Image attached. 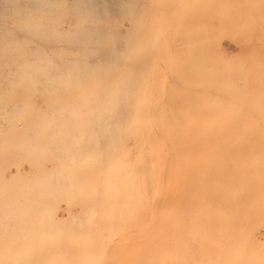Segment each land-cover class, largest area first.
I'll return each instance as SVG.
<instances>
[{"label": "rangeland", "instance_id": "1", "mask_svg": "<svg viewBox=\"0 0 264 264\" xmlns=\"http://www.w3.org/2000/svg\"><path fill=\"white\" fill-rule=\"evenodd\" d=\"M18 14L22 15L21 18L17 17ZM24 22L26 32L25 30L22 32L23 29L12 30V28H17L18 23L22 25ZM93 25H96L97 28ZM89 35L92 36V41L89 40L91 45L87 44L86 47L90 52L110 54L118 61L119 72L122 73V77L120 78V75L119 78L121 80L123 78L122 83L120 81L121 92L126 94V100H124V97L121 99L124 101L123 105L130 100H136L137 123L140 131L161 136L163 134L170 135L167 141L169 149L166 160L169 264H264V131H242V133L236 130L221 131L218 129V127L224 125L226 119L227 122H231V116H235L231 113V107L227 106L232 104L233 107L234 104L241 103L239 95L245 96L244 99L249 102L261 99V101H264V88H262L264 86V0H0V51L2 54L6 50L3 46L11 45L8 43L13 42L15 38L19 39L21 43L23 40L25 41L23 42L26 43L25 52L35 54L49 51L56 43L58 45L60 37H74L73 40L78 38L83 40ZM62 44L61 42L59 45L63 47L64 44ZM9 52L19 53L22 50L11 49ZM107 60L109 62L110 59ZM184 60L187 62L185 63ZM229 69L230 71H228ZM201 80L207 82L205 86L203 85L204 82L201 84ZM212 88L214 89L212 90ZM194 89H196V92ZM231 95L235 96L231 98ZM235 97L238 98L236 99L238 102ZM151 105H154L155 108L153 109ZM227 109H229V112ZM124 111L123 109L120 122H124ZM211 111L213 112L211 113ZM225 111L228 114L231 113V116L230 114L227 116L228 114L226 115ZM204 113L206 115L203 116ZM209 114H212L213 118ZM189 115L193 116V119L198 116L203 118L198 117L200 120L193 121ZM247 115L252 114L243 113L242 116ZM79 118L72 119L74 121L76 119L74 123L78 122L77 124L83 121V123L81 122L82 126L84 123H89V127L86 125L88 129L87 127H85L86 129L81 127V124H76V127L75 124L73 125L72 119L67 121V118H62L64 122L58 119L61 120L60 123L64 127L67 126L65 128L58 125L37 128L38 133L37 129H33L34 126L28 128L30 135H32L31 130H36L37 134H34L37 138L39 136L42 139L45 137L40 142H46L47 144L49 138L50 140L56 137H58L56 139H59L63 129L68 128L70 131L68 129L66 131H69V135L67 134L68 131L64 130L66 132L64 133L69 136H65L69 142L64 139V144L70 150L71 147L72 150L86 147L89 152L94 149L90 153H95L92 154V159H95L93 163L98 174H96L97 178L95 179L96 190L94 188L93 192L102 195L96 196V199L94 195L92 199L90 198L91 202L94 201L93 199L101 201L100 206L97 203L99 209L101 207L100 213L94 214L96 218L91 219L94 226L90 227H93L96 233H99L101 229V235L97 234L101 243L96 244L97 240L96 243H90L93 250H89L92 253L88 249H86L87 251L78 249L76 244V246L72 244L70 250H67L66 259L68 260L67 257L73 253L70 261L73 259L75 263L81 261V255H86V259L88 261L90 259L89 264H134V243L137 234L134 231L132 148L127 147V144L122 141L121 136L117 134L113 127L99 126V123L112 122L109 119H107L108 121L88 119V122L87 119L84 120V117H81L82 120ZM181 118L185 122L184 124L187 125L185 128L182 124L185 130L180 126L182 123ZM203 119L214 122V127L220 132L214 130V128L211 129L214 131H203V133L199 131L200 129L196 130L200 124L204 123ZM44 120L40 122L44 121L52 124L51 122L54 121ZM170 120H173V122ZM4 122L2 124H5ZM25 122L32 124L37 121L33 122L32 120V123H30L31 120L29 119L23 123ZM68 122H71L72 128L75 126V129L71 130V123L69 128ZM174 122L178 124H174ZM60 123L57 122L56 124ZM170 123L178 125L180 129L178 126V128L174 126L173 129ZM228 124V126L231 125V123ZM78 126L81 128L76 129ZM58 127L62 128L61 131ZM4 128L7 129L4 125L0 127V139L3 132L7 131ZM54 128H58L59 131L57 129L53 130ZM82 128L85 131L88 130V133L82 132L84 130ZM187 128L190 130L187 131ZM16 131H18L19 136H15L14 132L8 131L11 133V138L7 132L4 133V137L2 136L4 142L6 143L5 138L6 140L8 138V142L22 136L24 138L23 131L26 130L17 129ZM29 132L25 136L35 138L28 135ZM54 132L59 135L54 137ZM17 133L15 134L17 135ZM42 133L48 135L42 136L45 135ZM205 133L209 137H203ZM5 134H7L6 137ZM63 134L61 137H63ZM180 134L181 136H179ZM116 138L122 141L119 143V147L116 146ZM200 138L204 140L202 141ZM195 139H200L201 145L200 143L197 144L199 140ZM237 139L244 140L245 143L231 142V140ZM73 140L78 144L75 142L74 146ZM105 140L110 142V146L107 148L102 147ZM193 140L197 141L196 144L192 143ZM36 142H39V140ZM86 143L87 145H85ZM61 144H63V140ZM61 144L59 143V145ZM44 146H41L40 149L50 154L53 153V156H57L60 152L59 150L50 152L48 147ZM10 150L12 151V149ZM75 150H73L74 154L71 155L78 159L80 152L75 153ZM3 151H0V153ZM9 152L5 151L3 153L10 156L11 152ZM68 152L70 151L67 150L64 157L68 158L70 154ZM107 154H111L112 158L107 157ZM102 155L109 158L110 161L112 160L111 163L106 162L107 158L105 159ZM109 163L112 166L108 170L103 168ZM230 163L232 166H230ZM227 165L231 167V171ZM92 166L94 167V165ZM219 172L221 176L219 174L218 176L221 179L217 176ZM54 179L53 181H55ZM72 180L74 182L73 178H66V180L64 178L65 182L69 181L70 186H68L71 190L68 189V191H66L67 183L63 182V179L62 183L65 184V188H63L61 182V185L59 184L62 187H59V190L61 189L62 192L59 193L61 199L58 200V211L56 212L59 225L57 223L56 225L61 227L59 228L61 230L64 227H67V230H78L85 224L81 223L80 227H76L75 223L78 224L77 218L81 217L80 215L77 217V213H75V218H68V222H66L65 209L68 205L65 201L74 200L72 202L74 203L79 196L75 194L76 191L73 193ZM193 180L194 182H192ZM218 180L219 182L222 180V183L219 184ZM210 181L213 183L212 185L215 183V187L210 186ZM180 186H183V188ZM101 189L111 195L112 201L110 204L114 203L110 212L109 207H107V214L104 213L106 208H102V205L105 206L103 204L104 194ZM63 193L69 194V197L74 198L75 196V199H66ZM78 198L80 199V196ZM210 200L212 204H210ZM231 203L238 205L242 214L231 212ZM196 204L197 208L195 207ZM243 207H246V210ZM34 208H36V204ZM34 210L36 211V209ZM102 213L103 215H101ZM195 215L197 216L195 217ZM34 217L36 218V216L32 217L33 220ZM104 217H107L105 221ZM32 218H29V220ZM99 218L103 219L102 224L104 225L100 224L99 221L101 220H97ZM180 219H182V223ZM95 222H97L96 226H99V222L100 228L95 226ZM32 223L33 225L34 223L37 224L36 219ZM106 223L107 226H105ZM101 225L105 226V230ZM86 228L88 230L89 226ZM96 228H99L98 231ZM251 229L256 230L257 237L255 239L249 238ZM92 233L87 237H90V235L92 237ZM105 234L106 236L103 237ZM100 236L103 238H100ZM215 238H217V241ZM92 244L96 245L92 246ZM213 246L218 247L216 252ZM71 248L74 250H71ZM74 251L77 253L78 258L80 257L78 261L74 260V257H76ZM86 252L87 254H85Z\"/></svg>", "mask_w": 264, "mask_h": 264}, {"label": "bare ground", "instance_id": "2", "mask_svg": "<svg viewBox=\"0 0 264 264\" xmlns=\"http://www.w3.org/2000/svg\"><path fill=\"white\" fill-rule=\"evenodd\" d=\"M21 16H22L21 14L17 15L18 18H21ZM16 27L17 28H12V30L17 31V29L19 30L23 29L21 31L24 32L26 28V24L25 22L24 24L22 23V25L21 23L20 24L18 23ZM93 27L97 28L96 25H93ZM73 38H67V37L61 38L60 37V41L58 42V45L56 43L54 47L49 49V51L37 52L35 54H28L27 52H25L26 43H23L25 41L23 40V42L21 43L19 39L15 38L16 40L13 39L14 40L13 42L10 41L11 43H8L11 45L3 46V48L6 49L5 52L2 51L3 54L0 51V121H1L0 127L4 125V127L7 128V129L4 128L7 131H4L2 136L4 137V133L6 132L10 135L11 133L8 131L14 132L15 136H19V134L17 133L18 131H16L17 129L26 130V131H23L24 138H22L23 136L21 138H16L14 136L16 139L11 140L12 142L9 141L10 143L7 141L8 138L7 140L5 138L6 143L3 140L4 138L2 139V136L0 139L2 141V142L0 141V149H1L0 151L4 150L3 152L5 151L9 152V150L12 149V151L14 152V155H13V152L10 150V152L12 153L11 155V153L9 152L10 156H7L3 152L0 153V230H1L0 231V264H74L75 261L73 262V259L70 261V258L71 256H73L72 255L73 253H71V256L67 257L69 258L68 260L66 259V256L68 255L67 250L68 249L70 250V246H73L72 244L74 245L76 244L78 249L79 248L82 250L84 249V251H87L86 249L88 250L91 249L92 251L93 249L90 245L91 242L96 243V240H97L96 244L101 243L100 239L97 236V234L101 235L100 233L101 229L99 230V233H96L95 229L93 227L92 228L90 227V226H94V223L91 220L93 217L96 218L94 214H97V213L99 214L100 209H101V207L99 209V206H100L99 204L101 201H98L97 199L98 201L97 202L95 200L96 196L102 195V194L97 195V193L94 194L93 192L94 188L96 190L97 184H95L96 182L95 179L97 178L96 174H98L96 173L97 169L95 168V164L93 163L95 162V159L94 160L92 159L93 158L92 154H95V153L94 152L90 153L94 149H91L90 152L86 150V147L84 148L80 147L76 150L73 149L75 150L74 151L75 153L80 152L79 158L78 159L74 158V156L71 155V154H74L72 147H71V150H72V153H71L70 148L64 144L65 142L64 139H67L66 141H68V138L65 136L69 135L68 133L70 129L66 128L69 130V131L67 130L68 132L66 131V129H63L62 134L65 131L68 134V135L65 134L66 133L65 132L63 134V137L65 138H63L61 137L62 134L61 136L59 134H56L57 131H59L58 130L59 127H58L56 128L57 129V131H55L56 133L54 132L55 133L54 137L56 135H59V139H56L58 137L54 138L52 136L54 139H51L52 140L51 141L49 138V141H50L49 142L47 141L48 140L47 138L48 136H47L46 137L47 140H44V141H47L48 144L46 142H43L46 148L48 147V151L50 152H53V151L57 152L58 150L60 151L58 152L59 156L55 152L54 153L57 156H53L54 155L53 153L52 155L50 153L44 152L43 149H40L44 146V144L40 142L42 138H39L40 137L39 135L41 133L38 135L39 136L38 138L35 135L38 133L37 128H47L49 126L53 127L57 125L64 127V125L60 123L61 120H62L61 122H64L62 118H65V119L67 118L66 120L68 121L72 118L74 119L78 117L80 118L84 117L85 118L84 120L96 119L98 121H100V119L102 120L109 119V121H112V122L99 123V126L102 125V126L113 127L117 131V134L121 136L122 141H124L127 144V147L132 148V153H133V160H132L133 178L132 179H133V208H134L133 211H134V219H135L134 231L137 234V238L134 243V264H169V261H168V228H167L168 219H167V206H166V189H167L166 160L168 157V149H169L168 148L169 145L167 141L170 135L163 134L161 136L155 133L141 132L139 129L138 123H137L138 112H137L136 100H130L128 103H124L125 105H123L124 101L122 99L124 97L125 98L124 100H126V94H122L121 92L122 89L120 86H121L123 78L122 80L120 79L122 77L121 75L122 73L119 72V68H118L119 63H117L118 61L115 60L116 58L113 57V55L104 54L102 52L98 54L90 52V50L86 47L87 44H90L92 41L91 40L92 36L90 35L89 37L88 36L85 37V39L83 40L80 38H78L77 40H73ZM61 42L64 44V45L62 44L63 47L59 45ZM90 45L88 46L89 48H90ZM11 49H20L22 50V52L10 53L9 50ZM107 59H110L109 62ZM186 62L187 61H185V63ZM228 71H230V69ZM1 83H3L4 85H2ZM205 83L207 82H205L204 80L201 82V84H203L204 86L206 85ZM214 88L216 89V87ZM214 88H212V90ZM262 88H264V86ZM195 90L196 89H194V91ZM234 96L235 95H231V98ZM241 96L239 95L238 97L240 98L239 100L243 104L239 103L236 100L238 98L235 97V100L238 102L237 104H234L236 106L234 107L233 105L232 107V104H231L232 102L230 103L231 104L230 106H227L229 108L231 107L230 109L231 113L235 114V116L233 115L231 116V113H229L231 116V119H230L231 122L230 121L227 122V119L225 118L226 122L224 123V125H221L220 127H218V129H220L221 131L222 130L223 131L224 130H233V131L236 130L238 132L239 131L241 132L251 131L252 132L254 130L255 132L258 130L264 131L263 130L264 129V106H263L264 101H261L262 100L261 99L259 100L260 102L257 100L249 102L246 99H244L245 96L243 95ZM263 97H260V98H263ZM204 99L206 100V98ZM151 106L153 109L155 108L153 107L154 105H151ZM123 109L125 110L124 111L125 118H123L124 122H120L122 120L120 116H121ZM228 110L229 109H227V111ZM213 111H211V113ZM243 113L252 114V115L242 116ZM225 114L227 115L228 113L226 112ZM229 114L227 116H229ZM204 115L206 114L204 113L203 116ZM211 115L212 114H209V116ZM222 115L224 116V114ZM198 117L193 119V116H190V118H192L193 121L194 120L197 121V119H199ZM29 119L31 120L30 123H32V120L33 122L35 121L37 122L32 123V124H29L28 122L23 123L25 120L28 121ZM44 119H48V120L50 119L54 121L51 122L52 124H50V122L49 123L44 122L45 121ZM58 119H61V120L59 121ZM73 119L71 121L73 122V125L74 124L76 125L78 122L74 123L76 119L75 121ZM142 119L145 120V118L143 117ZM207 119H208V115H207ZM42 120L44 121L40 122ZM173 120L172 121L170 120V121L173 122ZM182 120L183 119L181 118L180 121L182 123L180 126L187 127V125L184 124L185 122ZM3 121H5L4 122L5 124H2ZM19 121H23V122H19ZM202 121H204V123L200 124V126L196 128V130L200 129L199 131H201L202 133L203 131L206 132L213 128L214 130H216V127H214V124H213L214 122L212 123L209 121L210 122L209 124L207 120L203 119ZM217 121H218V118H217ZM57 122L60 124H56ZM81 122L83 123V121ZM81 122L79 123L81 124L80 125L81 127H84V128L87 126L89 127V123H88L89 120L87 122L88 124L84 123L83 126ZM70 123L71 122H68L67 125L69 126ZM228 123H231L230 125L231 127L228 126L229 125ZM172 124L170 126H172L173 129H174V126L176 127L178 126V125H174V124H178L177 122H174L173 125ZM70 126H71V130L75 129L74 128L75 126L72 128V123L70 124ZM80 126H78V128L76 129H79ZM29 127L30 128L32 127L33 129H37V133H36V130H33V131L31 130L32 135H30ZM184 127L183 129L185 130L186 127L185 128ZM56 129L54 128L53 130H56ZM59 129L61 131L62 128H59ZM85 129L82 130V132L84 131L88 133V130L85 131ZM183 129H181V131H183ZM189 130L190 129L187 128V131ZM214 130H211V131H214ZM220 130H216V131L220 132ZM27 131L29 132L28 135H30L31 137H35L36 140H34L35 138H27L28 136H25L28 133ZM43 132L45 131L43 130ZM15 133H17V135ZM20 134L23 135L22 133ZM42 134H45V133H42ZM46 135L48 134H45L42 136H46ZM6 136L7 134H5V137ZM179 136H181V134ZM205 136H207L206 133L203 137ZM207 137H209V135ZM10 138H11V135H10ZM60 139L63 140V144H61L62 140L59 141ZM200 139H195L197 141L199 140V142L193 140L192 143L196 144L197 142V144L200 143L201 145L202 139L201 140ZM37 140H39V142H36ZM53 140H58V141L55 142ZM108 141L105 140L104 146L102 145V147L107 148L108 146H110V142ZM122 141L117 139L116 146L119 147L118 145ZM58 142L63 146L59 145ZM75 142L73 143L74 146L77 143ZM231 142L245 143L244 140H238V139L231 140ZM64 145L66 146V148L68 147L69 149L68 148L66 149ZM85 145H87V143ZM193 147L195 146L193 145ZM67 150L70 151L68 152L70 153L68 158L64 157V154H66ZM59 153L60 154L63 153V154L60 155ZM111 154H107V157H109L110 159L112 158ZM102 156L104 157V155ZM107 157H104V158L106 159ZM109 158L106 159V162L111 163L112 160L110 161ZM110 163L109 165L103 168L108 170V168L112 166V164ZM92 165H94V167ZM230 166H232L231 163H230ZM228 168H230V171H231V167H228ZM228 168L226 169L228 170ZM175 173H176V169H175ZM218 174L220 175V172L217 173V176ZM64 178L65 180L66 178L74 179V182L73 180L72 182L70 181L73 186L72 188V190H74L73 193L76 191L75 194L76 195L78 194L80 196V199L78 198L79 197L78 196L74 203H72L74 200L73 201L64 200L65 203L67 202V205H68L67 208L65 209V212L67 215L66 222H68V218L73 219V217L75 216V213H77L76 216L78 217V215H80L81 217L80 218L76 217L77 222H78V224L75 223L76 227L77 226L80 227L81 223H85L86 226H84L85 225L84 224L83 225L84 228L82 226L80 227L81 229H78V230L76 229L74 230L73 228H70L73 230H67L66 229L67 227L66 228L64 227V229L67 230L65 231L64 229L63 230L59 229L61 227H58L56 225V223L59 225V220L57 219L56 212L58 211L57 210L58 209L57 204L59 203L58 200L59 198L61 199L60 191L62 192L61 189L59 190V187L62 184L63 188H65V184L62 183V179H63V182H65ZM53 179L55 181H53ZM214 180L216 179L214 178ZM221 181L222 180H220L219 182L218 180V183L219 184L222 183ZM192 182H194V180ZM65 183H67L66 186L69 185L68 184L69 181ZM209 183H211V181ZM55 184L56 185L60 184V185L56 186ZM212 184L213 183H211L210 186ZM69 186L66 188L67 189L66 191H68V189L71 190ZM98 186H99V183H98ZM180 187L183 188V186H180ZM102 191L104 194L103 204L105 207H103L102 204L101 205H102V208L104 209L106 208L104 213L107 214L108 213L107 207H109V212H110L112 207L114 206V203L110 204L112 201V198H110L111 195L108 192H105L104 190ZM63 195H65L66 199H75V196L74 198L71 196L72 197L71 198L69 197L70 195L67 193H63ZM66 195L68 196V198ZM93 195L95 198L93 200L96 201L95 203L94 201L91 202ZM62 199L64 198L62 197ZM97 203L99 206H97ZM35 204H36V208H34ZM210 204H212L211 200H210ZM196 206L197 204L195 205V207ZM34 209H36V211ZM98 209L99 211L97 212ZM233 211L235 213H239L241 209L238 205L231 203V212ZM101 215H103V213ZM33 216H36V218L34 217V220L32 218ZM196 216L197 215H195V217ZM29 218H32V219L29 220ZM35 219H36L37 224L34 223L33 225L32 222L33 221L35 222ZM105 219H107V217H104V221ZM97 220H101V218ZM102 220L99 221L101 222L100 224L103 223ZM180 221L182 223V219H180ZM99 222H98V225L100 226ZM96 224L97 222H95V226ZM88 226L89 228L87 230L86 227ZM99 226H96V227H99ZM105 226H107V223L105 224ZM105 226H102L103 230H105ZM91 231H94V232L92 233ZM91 233L93 235L92 236L93 238L91 237V235L90 237H87V235L89 236V234ZM249 235H250L249 236L250 239H255L257 237L256 230L251 229L249 231ZM104 236H106V234L103 235V237ZM212 236H215V235H212ZM103 237L100 236V238H103ZM215 239L217 241V238ZM96 244H92V246ZM213 247L215 248L214 250L216 252V249L218 247L217 248L215 246ZM71 250H74V249L71 248ZM91 251L89 250L90 253H92ZM79 252L81 253V250ZM85 254H87V252ZM75 255L76 257H74L75 258L74 260L78 261L80 257L78 258L77 253ZM86 258H87L86 255H83V256L81 255V259H80L81 261L76 262L75 264H89L90 259L88 261ZM26 261H29V262H26Z\"/></svg>", "mask_w": 264, "mask_h": 264}]
</instances>
